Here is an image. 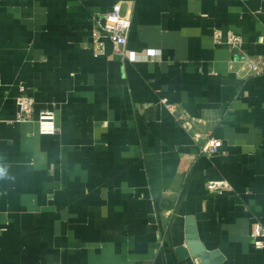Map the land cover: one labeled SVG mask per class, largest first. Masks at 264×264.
Returning a JSON list of instances; mask_svg holds the SVG:
<instances>
[{"label":"crops","instance_id":"crops-1","mask_svg":"<svg viewBox=\"0 0 264 264\" xmlns=\"http://www.w3.org/2000/svg\"><path fill=\"white\" fill-rule=\"evenodd\" d=\"M118 2L128 51L148 58L123 59L106 37L95 52V19ZM244 54L264 67V0H0V264H264L251 237L264 72ZM20 94L32 121H16ZM47 107L53 135L36 121ZM196 133L220 151L201 152ZM219 179L230 187L210 192ZM193 227L204 254L180 257Z\"/></svg>","mask_w":264,"mask_h":264},{"label":"built area","instance_id":"built-area-1","mask_svg":"<svg viewBox=\"0 0 264 264\" xmlns=\"http://www.w3.org/2000/svg\"><path fill=\"white\" fill-rule=\"evenodd\" d=\"M95 25L96 26L94 29V49L96 53H100L104 50L105 45L103 43L102 38L106 37L112 42L114 48L116 49L118 54L123 57V59L129 58L130 60L135 61L140 58H148L150 55H152L150 52L145 54H130V52L128 51L127 44L132 26V14L130 12L123 13L122 5L120 2L116 3L113 6L112 10H110L109 12L97 16L95 19ZM214 35L216 42L220 43L225 40L226 43L234 50H239L242 47L243 38L239 34L231 30L227 31L225 35L220 28H217L214 31ZM241 59L243 63H245L249 67V70L252 73L259 74L264 72V67L261 65L260 60L254 59L246 54H244ZM16 102L19 108L18 116L16 118L17 122L23 123L35 119L34 98L26 94H20L19 96H17ZM162 102L175 115H177L178 119L184 121L185 124V121L187 119L180 109L175 108V106L169 104L167 102V99H163ZM36 121L38 123V129L40 134H56L57 123L54 107H47L40 110ZM195 139L203 141L201 145V152L208 155L218 153L221 147L223 146V141L220 138L214 136H205L202 133H196ZM229 187L230 184L225 179L210 180L207 182V189L212 193L220 192ZM251 237L254 245L257 248L264 247V225L258 220L254 221L253 223Z\"/></svg>","mask_w":264,"mask_h":264},{"label":"water","instance_id":"water-1","mask_svg":"<svg viewBox=\"0 0 264 264\" xmlns=\"http://www.w3.org/2000/svg\"><path fill=\"white\" fill-rule=\"evenodd\" d=\"M189 233L192 234L188 237V240L185 242L186 246H179L176 250L180 257H185L189 255H198V254H204V250H201L198 248V242H197V234H196V228H190ZM195 250L197 252H195ZM201 250V251H200Z\"/></svg>","mask_w":264,"mask_h":264},{"label":"clouds","instance_id":"clouds-1","mask_svg":"<svg viewBox=\"0 0 264 264\" xmlns=\"http://www.w3.org/2000/svg\"><path fill=\"white\" fill-rule=\"evenodd\" d=\"M4 174V169L0 168V175Z\"/></svg>","mask_w":264,"mask_h":264}]
</instances>
